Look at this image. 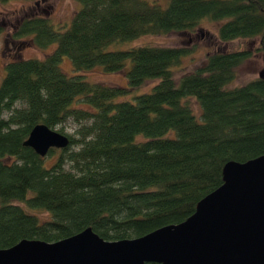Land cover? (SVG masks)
Here are the masks:
<instances>
[{"label":"trees","instance_id":"1","mask_svg":"<svg viewBox=\"0 0 264 264\" xmlns=\"http://www.w3.org/2000/svg\"><path fill=\"white\" fill-rule=\"evenodd\" d=\"M75 1L62 31L38 15L23 17L12 33L39 48L55 46L43 58L4 67L0 248L55 242L87 227L113 241L180 223L222 183L227 162L264 155V76L229 86L250 50H212L175 76L182 47L109 49L143 35L193 31L208 19L221 21L218 41L257 38L264 54V0ZM64 56L70 74L60 67ZM95 68L123 71L126 84L91 82L86 72ZM149 80L156 82L138 92ZM68 120L78 123L73 134L63 130ZM38 123L60 126L68 145L44 157L25 146Z\"/></svg>","mask_w":264,"mask_h":264},{"label":"water","instance_id":"2","mask_svg":"<svg viewBox=\"0 0 264 264\" xmlns=\"http://www.w3.org/2000/svg\"><path fill=\"white\" fill-rule=\"evenodd\" d=\"M69 143L43 123L24 145L41 157ZM264 264V155L227 162L222 183L177 224L104 240L90 227L55 242L23 239L0 248V264Z\"/></svg>","mask_w":264,"mask_h":264},{"label":"rangeland","instance_id":"3","mask_svg":"<svg viewBox=\"0 0 264 264\" xmlns=\"http://www.w3.org/2000/svg\"><path fill=\"white\" fill-rule=\"evenodd\" d=\"M159 1L165 4L169 0ZM78 8L79 4L75 0H9L4 3L0 2V82L4 76L5 64L9 60L43 58L55 46L52 44L46 48H39L33 44L29 37L14 38L12 33L23 17L45 16L51 21L55 29L62 31L70 24ZM220 24L221 21L203 19L193 31L143 35L126 43H113L109 46V49L116 50L132 46L149 45L182 47L187 51V54L177 66L173 67L175 76L195 69L204 62L206 54L212 50L246 49L251 51V56L237 68L236 77L229 86H239L264 76V54L256 50L258 39L238 38L229 42H220L217 40V31ZM60 67L70 74L72 71L70 59L64 56ZM86 75L87 77L85 78H88L91 82L108 85L126 84V77L123 71L105 73L100 68H95L86 72ZM155 82L156 80L146 81L137 89L138 92L148 90ZM192 105L197 114H199L200 109L197 103L192 100ZM77 126L78 123L68 120L64 123L63 130L66 133L73 134ZM56 128L59 129L60 126H56ZM59 150L56 149V153ZM33 212L40 217L46 216L44 211L34 210Z\"/></svg>","mask_w":264,"mask_h":264}]
</instances>
